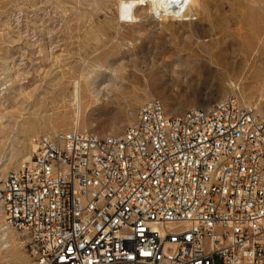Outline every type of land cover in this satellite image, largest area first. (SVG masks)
Listing matches in <instances>:
<instances>
[{
    "label": "built area",
    "instance_id": "1",
    "mask_svg": "<svg viewBox=\"0 0 264 264\" xmlns=\"http://www.w3.org/2000/svg\"><path fill=\"white\" fill-rule=\"evenodd\" d=\"M33 142L0 217L36 264H264V121L238 97L179 116L151 99L119 137Z\"/></svg>",
    "mask_w": 264,
    "mask_h": 264
},
{
    "label": "rangeland",
    "instance_id": "2",
    "mask_svg": "<svg viewBox=\"0 0 264 264\" xmlns=\"http://www.w3.org/2000/svg\"><path fill=\"white\" fill-rule=\"evenodd\" d=\"M118 7V0H0V73L9 85L0 94V192L6 174L32 155V139L76 128L119 137L151 99L179 116L236 96L264 116L259 45L248 56L231 45L228 68L195 64L208 61L197 46L208 36L264 38V0H195L181 17L143 5L133 23L121 22ZM5 233L0 264H36L26 238Z\"/></svg>",
    "mask_w": 264,
    "mask_h": 264
},
{
    "label": "bare ground",
    "instance_id": "3",
    "mask_svg": "<svg viewBox=\"0 0 264 264\" xmlns=\"http://www.w3.org/2000/svg\"><path fill=\"white\" fill-rule=\"evenodd\" d=\"M119 1V17L123 23H133L137 20L134 14L135 9L139 6L149 5L151 10L154 12H160L168 17H181L185 15L190 9L195 0H118ZM125 5H130L126 8ZM204 37V36H203ZM203 37H199L198 40H202ZM205 38V37H204ZM206 42L202 43L197 41V46L199 47V53H202L203 56L208 58V61L199 60L195 64L197 66L201 63L206 65H212L220 68H228L229 65H232L230 61V55L227 54L228 49L232 45H237L243 48L242 54L248 56V53H252L257 49V53L260 54L264 50V38H253V39H226L225 37L219 36H208ZM259 45V48H255ZM255 48V49H254ZM213 50H216L213 51ZM192 54V53H191ZM253 54V53H252ZM207 60V59H206ZM178 61L185 63L190 61L189 59H184L182 57L178 58ZM192 62V61H191ZM76 82V81H75ZM74 84V82H73ZM2 85H8L7 80L2 74ZM75 99L78 103L82 98V88L80 83H75ZM98 90V89H97ZM74 96V95H73ZM76 103V104H77ZM78 107V105H77ZM79 108V107H78ZM256 114H258L256 109ZM260 121H264V116L259 115ZM78 119V117H77ZM76 124V123H75ZM77 126V124H76ZM77 129V128H76ZM33 150H35V145L32 139ZM32 149V148H31ZM31 158V155L24 158L21 162V165L28 162ZM1 237L6 239V233L2 225L0 226Z\"/></svg>",
    "mask_w": 264,
    "mask_h": 264
},
{
    "label": "clouds",
    "instance_id": "4",
    "mask_svg": "<svg viewBox=\"0 0 264 264\" xmlns=\"http://www.w3.org/2000/svg\"><path fill=\"white\" fill-rule=\"evenodd\" d=\"M126 8L130 7V5H125Z\"/></svg>",
    "mask_w": 264,
    "mask_h": 264
}]
</instances>
